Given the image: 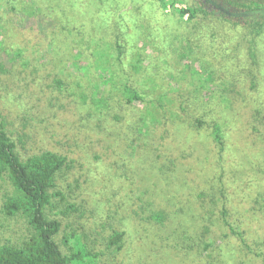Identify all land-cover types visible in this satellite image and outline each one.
Segmentation results:
<instances>
[{
	"label": "rangeland",
	"instance_id": "rangeland-1",
	"mask_svg": "<svg viewBox=\"0 0 264 264\" xmlns=\"http://www.w3.org/2000/svg\"><path fill=\"white\" fill-rule=\"evenodd\" d=\"M250 1L264 4V0ZM26 4L41 13V24L36 20L35 26H41L43 33L38 28L21 29L16 25L26 23L11 9L18 12ZM175 8L197 12L193 20L186 16L181 21L170 4L163 9L158 0H0V48L23 49L30 59L24 82L35 81L40 91L45 88L55 93L49 99L59 100L49 108H25L18 116L21 132L28 135L24 136V145L18 146L20 154L43 149L53 137L51 140L64 152L76 158L74 168L57 182V190L65 200L54 198L55 209L49 212L63 226L55 238L63 254L68 255L72 244L65 245L63 238L72 232L95 255L98 264H263L262 258L248 254L238 241L230 239V234L225 237L228 231L217 221V209L211 210L207 202L200 207L195 196L215 185L221 169L228 166L231 175L226 174L222 180L226 191L234 196L229 200L233 208L229 222L235 228H247L252 248L264 239V224L258 223L260 214L254 210L252 216L241 215L243 203L249 207V202L264 194V168L256 159V149H237L244 147L240 138L247 133L240 134L243 123L237 129L228 124L229 118L222 112L227 103L219 94L241 83L242 87L259 91L256 99L264 102V24L258 27L247 16H223L227 12L207 9L200 0H177ZM208 11L212 12L207 15ZM100 52L111 59L107 67L115 73V84L142 89L152 98L159 93L164 96L163 109L155 104L154 112L165 114L167 122L149 134L159 141L166 132L171 156L164 164L161 162L162 166L156 158L150 161L145 146L131 152L126 181L99 156L93 141L82 144L77 138L70 140L67 126L57 118V111L64 108L72 94L89 93L99 84V89L104 88L102 80H106L107 71L96 67L103 57ZM55 80H61L63 86H57ZM2 85L0 97L7 94L16 104L19 99L11 94L19 90L23 93L24 87L17 90L13 81L9 86ZM106 86L105 90L111 83ZM236 96L234 100L239 99ZM21 104L18 102L17 107ZM134 107L128 126L135 124L137 109L142 110V106ZM0 113L15 121L16 115L9 113L8 105L0 107ZM213 121L221 124L225 134V150L220 156L211 136ZM156 166L163 181L154 186L140 183L139 170ZM12 192L4 176L0 179V246L20 245L32 235L24 218L7 217L2 211ZM68 205L73 208L67 210ZM152 210L175 214L159 226L144 219ZM200 218L204 220L200 222ZM205 226L209 238L222 240L205 257L197 250L185 252L182 234L177 238L178 245L168 236L173 231L177 236L182 227L189 236L199 235ZM111 229L124 233L119 250L109 244ZM254 249L264 252V245Z\"/></svg>",
	"mask_w": 264,
	"mask_h": 264
},
{
	"label": "trees",
	"instance_id": "trees-1",
	"mask_svg": "<svg viewBox=\"0 0 264 264\" xmlns=\"http://www.w3.org/2000/svg\"><path fill=\"white\" fill-rule=\"evenodd\" d=\"M206 1L208 2H206L207 5L215 3L220 8V12H227L223 16L229 14L236 17L247 16L258 27L264 24V4H252L253 2L250 0ZM158 2L163 9H166L170 4L181 21L186 16L189 20L195 18L197 10L193 8L176 9L177 0H158ZM247 3L249 7L246 6ZM206 8L208 9L209 6ZM11 10L14 11L16 16L20 17L21 22L26 23L23 26L20 23H16L19 28H38L41 33L44 32V30L42 32L40 29L42 28L41 26H35L36 20L38 24H41L43 17L39 15L41 13L33 5L26 4L18 12H15L16 8L14 7ZM200 12L205 11L200 10ZM209 12L212 11H208L206 14L208 15ZM49 27H52V25ZM100 53L103 55V52ZM110 62V57L103 55V57H100L98 66H96L97 68L100 67L101 70L107 71L106 80H102L104 88L99 89V84L98 87L93 88L89 93L78 91L72 94L71 98L67 99V103L64 104V108L66 105L67 108L57 111V118L62 122L63 126H67L70 140L77 138L82 144H90L93 141L97 146L95 150L99 156L108 160V164L113 171L125 178L124 180L126 181V178H128L127 160L131 152H136L145 146L148 150V156L151 158L150 161L155 162L154 158H156L159 163L167 161L169 156H171L170 149L165 143L167 133H162L159 136V141L158 137L154 139L149 134L151 129H156L160 124L167 122L166 115L162 112H156L155 106L157 104V108L163 109L161 101L164 96L159 93L157 97L153 95L154 97L152 98L147 91L142 89L134 88L126 83L115 84L116 82L113 81L116 78L115 73L107 67ZM29 66L30 59L25 56L23 49L0 48V86H3L2 84L9 86V83L13 81L17 87L13 88L19 90L18 88L24 87L23 93L19 90L18 93L11 94L19 99L18 102L22 101L23 104L18 107V102L15 104L7 94L5 98L0 97L2 102L0 107L8 105L9 113L13 112L16 115L15 121L11 122V117L8 118L0 113V179L6 176L13 188L12 194L5 199L2 211L7 217L20 215L32 230L30 238L20 245L0 246V264H98L95 255H92L81 238L72 232L67 235L68 238L67 236L63 238L65 245L72 241V244L67 249L68 255L61 252L55 238L58 237L63 226L55 215H50L49 213L55 209L52 201L54 198H59L60 202L65 200L63 193L57 190L59 189L57 182L60 177L74 168L76 158L72 157L69 152H64L63 147L56 141L51 140L53 137L46 144H43V149L20 154L18 146L22 147L24 145V136L28 135L25 133L23 135V131L21 132L18 116H22L25 108L27 111L37 106L49 108L50 104L59 101L54 99V97L49 99L55 93H49L45 88L40 91L35 81L24 82L25 78L23 76H25L24 73L29 69ZM54 83L60 88L63 86L61 80H55ZM110 83L111 87L105 90L106 85ZM240 84L237 83V86L231 89L219 91V94L227 103L226 109L224 108L222 112L225 117L229 118L226 120L228 124L235 129L241 127L243 123V130L239 129L240 134H247L244 138H240L244 142V147H238L237 149L239 151L256 149L258 158L254 156L264 168V102H259L256 99L259 91L242 87ZM152 87L158 88L159 86ZM212 92L213 90L209 94L211 95ZM234 96L239 99L234 100ZM239 96L245 98H240ZM58 98L60 100L63 99L61 94H58ZM136 105L142 106L144 111L137 109L138 116L135 124L128 126V122L134 116L130 110L136 109L134 107ZM123 106H126L127 110ZM154 108L156 109L155 112ZM18 110L21 111L17 114ZM125 123L126 125H124ZM197 123L199 125L202 124L199 120ZM210 126L212 128L211 136L220 156L225 150V134L221 124L218 122L213 121ZM129 129L131 132H128ZM158 169V166L154 168L148 167L139 170L140 174L135 172L134 174H139L137 177L140 183L144 182L146 185L154 186L156 182L163 181V174L157 172ZM228 170H230L228 166L223 167L217 183L201 190L195 197L198 198L200 207L207 202L211 210L217 209V221L228 231L225 237H230L231 235L230 239L238 241L248 254L262 258L264 264V252L254 249L264 245V239L256 242L254 248H252L250 246L251 241L247 237V232H249L247 228L238 229L229 222L231 213H233L229 200L233 199L234 196L233 192L229 193L226 191L223 183L225 175H231ZM71 208L73 206L68 205L67 210ZM144 208L142 209L144 210ZM243 208L241 215L252 216L255 210L257 214L262 215H259L258 223L264 224L263 193L259 194L254 202H249V207L245 208L243 203ZM67 210L62 214H65ZM174 214L173 211L152 210L144 219L147 222H154L159 226H164L167 221L172 220ZM213 216L212 214L210 215L211 218ZM232 216L234 215L232 214ZM208 219L210 220V218ZM202 220L204 219H199L200 222ZM182 230L177 236L174 231L168 236L173 238L175 245H178L179 240L177 238L182 234L186 239V242L184 240V243H181L185 252L190 253L197 250L200 256L205 257L204 254L206 252L222 244L220 238L218 240L209 238V228L207 226L203 228V232L199 235L193 234L189 236L186 230L183 232ZM123 236V232L111 229L108 235L109 244L116 246L117 250L121 249ZM219 253H221L220 250Z\"/></svg>",
	"mask_w": 264,
	"mask_h": 264
},
{
	"label": "flooded vegetation",
	"instance_id": "flooded-vegetation-1",
	"mask_svg": "<svg viewBox=\"0 0 264 264\" xmlns=\"http://www.w3.org/2000/svg\"><path fill=\"white\" fill-rule=\"evenodd\" d=\"M200 1L205 5V7H208L209 6V8H213L214 10H219L220 9L215 3H213V4L212 3L211 4L209 3V5H207L206 4V2H207L206 0H200Z\"/></svg>",
	"mask_w": 264,
	"mask_h": 264
}]
</instances>
